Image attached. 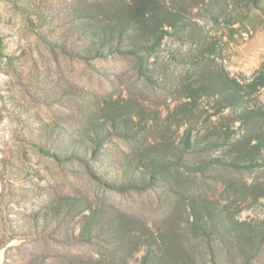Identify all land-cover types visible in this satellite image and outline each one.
I'll use <instances>...</instances> for the list:
<instances>
[{"label": "rangeland", "instance_id": "374dc122", "mask_svg": "<svg viewBox=\"0 0 264 264\" xmlns=\"http://www.w3.org/2000/svg\"><path fill=\"white\" fill-rule=\"evenodd\" d=\"M119 1L0 0V264H139L149 245L156 257L165 254L146 229L179 230L177 198L158 182L112 191L95 180L96 164H89L90 171L83 161L53 154L89 127H104L117 116L136 131V142L110 135L103 145L111 174L140 163L139 149L147 145L170 155L187 130L186 156L195 163L227 154V145L202 148L222 141L221 128L228 127L230 142L245 133L238 106L221 108L217 98L201 96L188 120L178 105L190 101L189 81L205 83L212 70L222 68L246 83L262 69L264 0L257 6L251 0H163L181 20L165 26L168 32L148 56V79L129 57L112 54L86 63L59 46L86 42L118 12ZM248 105L264 106V87ZM189 176L195 195L218 199L239 220L264 219V196L254 201L232 195L227 185L230 178L263 182V167ZM85 214L92 215V230L81 239ZM214 248L217 263L228 264L223 245L216 241Z\"/></svg>", "mask_w": 264, "mask_h": 264}, {"label": "trees", "instance_id": "16d2710c", "mask_svg": "<svg viewBox=\"0 0 264 264\" xmlns=\"http://www.w3.org/2000/svg\"><path fill=\"white\" fill-rule=\"evenodd\" d=\"M251 1L257 6L258 0ZM118 6V12L110 15L109 20L86 42L67 48L63 44L59 46L64 54L86 63L112 54L129 57L133 60L137 72L148 79L150 78L147 73L150 70L146 67L148 56L159 46L168 32L165 26L177 25L181 20V14L170 9L163 0H121ZM54 43L58 42L55 40ZM212 46H208V50ZM205 79L207 82L197 85L189 81L185 87V95L190 101L181 103L178 109H181L183 116L189 120L193 114V107L201 96L217 98L221 108L229 106L240 108L237 119L245 133L235 142H230V133L226 126L220 129V132L224 133L222 141L210 140L202 147L203 152H208L217 146L227 145V154L224 157L205 158L200 163L191 162L186 156L191 145L190 132L187 130L170 155H167L166 151L156 153L155 148H149L147 145L148 149L146 147L139 149L140 163L130 166L126 163L124 169L115 170L111 174L113 171L105 169L103 158V145L109 141L110 135L136 142V131L131 129L130 120L117 116H112L104 127L97 125L89 127V133L86 131L80 134L70 140L63 151L53 153L58 158L83 161L90 171L92 168L89 164H96L95 171L92 172L95 180L112 191L118 193L136 191L158 182L168 196L177 198V205L182 209L179 230L169 233L163 228L159 229L158 234H154L152 229L145 228L149 231L150 237L157 238V243L165 254L156 257L149 245L148 252L139 264H218L214 248L216 241L223 245L228 256V264H264V219L256 223L239 220L235 217L236 214L230 211L228 206L220 204L218 199H213L205 193L195 195L191 192L189 176V174L205 176L207 170L217 168L233 172L255 166L264 168V106L248 105L249 98L264 87V64L255 77L246 83L230 77L222 68L217 73L210 71ZM227 155L228 160L225 158ZM241 183L234 178L229 179L227 185L232 195L242 193L254 201L264 196V181L256 180L250 185ZM83 217L78 233L81 239L90 235L92 230L90 220L92 215L85 214ZM45 223L40 227L42 231L46 227ZM174 232L176 236H172ZM205 254H208V257Z\"/></svg>", "mask_w": 264, "mask_h": 264}]
</instances>
